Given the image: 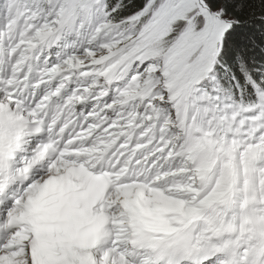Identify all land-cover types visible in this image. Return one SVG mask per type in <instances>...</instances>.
I'll use <instances>...</instances> for the list:
<instances>
[{
	"label": "snow or ice",
	"instance_id": "snow-or-ice-1",
	"mask_svg": "<svg viewBox=\"0 0 264 264\" xmlns=\"http://www.w3.org/2000/svg\"><path fill=\"white\" fill-rule=\"evenodd\" d=\"M0 264H264V0H0Z\"/></svg>",
	"mask_w": 264,
	"mask_h": 264
}]
</instances>
